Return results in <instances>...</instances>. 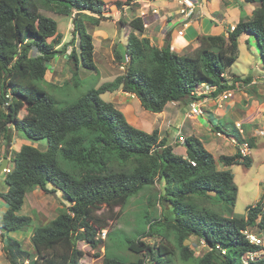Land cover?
<instances>
[{
    "label": "trees",
    "instance_id": "obj_1",
    "mask_svg": "<svg viewBox=\"0 0 264 264\" xmlns=\"http://www.w3.org/2000/svg\"><path fill=\"white\" fill-rule=\"evenodd\" d=\"M138 1L157 0H119L116 5L122 11ZM244 1L249 5L246 16L226 30V35L197 36L198 47L190 55H179L169 40L161 48L152 45L144 36L142 17L126 23L120 20L130 30L125 54L117 48L113 52L123 74L57 107L58 101L42 87L47 83L48 64L66 55L73 86L80 68L96 70L94 42L87 26L109 19L104 3L0 0V162L7 157L2 150L11 144L12 132L47 143L45 151L28 145L11 150L9 172L2 173L7 191L0 194L6 207L0 231L10 234L30 226L31 219L18 213L26 195L35 189L45 194L59 191L68 202L55 219L33 231L31 252L8 239L4 248L9 264H81L84 252L79 243L92 250L103 248L101 264H170L169 258L176 255L182 264H243L245 254L264 249L249 244L242 234L248 228L264 236V187L260 201L244 217L232 216L237 195L234 176L229 170H217L214 157L199 140L185 138L186 156H178L168 137L160 138L158 130L147 133L131 126L121 111L101 99L103 94L120 91L136 98L143 110L160 114L168 104L189 106L249 87L251 75L226 77L236 61L239 42L247 36L255 37L264 67V0ZM239 7L243 9L242 4ZM40 10L72 20L69 44L63 43L57 23ZM202 85L215 91L195 96ZM215 130L225 133L219 125ZM249 149H254L252 142ZM218 163L249 169L252 161L236 150L232 156H220ZM156 185L160 190L150 196L144 220L134 233L123 232L129 237L124 250L135 259L119 256L114 232L106 233L109 245L103 244L99 234L118 218L112 214L115 208L125 207ZM206 200L224 203L227 216L201 206ZM165 202L170 206L165 207ZM156 206L160 210L155 216ZM0 236L3 240V233ZM191 237L206 246L201 257H194L185 244ZM146 238H157L159 243L150 245L142 240ZM248 264H264V254Z\"/></svg>",
    "mask_w": 264,
    "mask_h": 264
},
{
    "label": "rangeland",
    "instance_id": "obj_2",
    "mask_svg": "<svg viewBox=\"0 0 264 264\" xmlns=\"http://www.w3.org/2000/svg\"><path fill=\"white\" fill-rule=\"evenodd\" d=\"M104 3V15L109 18L107 21H101L98 26H87V32L92 36L94 42V63L96 66L95 71L80 68L79 75L75 78L72 85L70 65L65 57L55 58L48 64V69L45 74V80L47 83H43L42 87L48 95L55 97L58 101L57 107L64 106L66 103L75 101L80 95L84 94L90 89H95L103 83L112 81L116 76L123 74V69L114 60V49H119L120 53L125 54L126 40L129 34V28L127 25H120V20L129 22L134 17L139 16L140 13L145 15L149 10V5L144 3L140 4L138 8H123L121 11L118 9L116 2L119 0H101ZM157 9L158 7H165V12H169L168 16L162 19V22L169 23L170 20L174 23L173 39L170 35L164 37L165 42L169 40L171 44H177L179 41L192 42L193 38L197 35H219L226 32L231 24L237 23L238 20L248 13L245 8L248 7V3L244 0H158L152 3ZM190 6L187 10L190 14L189 26L184 29V20H188L186 17L180 15V9ZM239 4H242L243 9L240 10ZM164 5V6H162ZM197 7V10L195 9ZM254 7V6H253ZM199 8V9H198ZM252 8V7H250ZM177 9V10H176ZM157 10H155L156 12ZM43 16L54 20L58 25V31L63 36V43L69 44L72 41V20L59 15L55 12H49L45 10L39 11ZM149 12V11H148ZM163 15L162 12L155 14ZM154 15L148 14V20L145 18V27L150 23V27L147 30L153 28V34L151 36L155 39L162 37V32L166 29L167 25L163 27H156L154 21ZM171 16V17H169ZM214 19V21H213ZM170 22V23H171ZM188 25V22L185 23ZM178 31H182L183 38L178 37ZM179 38V39H178ZM174 40V41H173ZM245 40L248 42L246 43ZM165 42H160L154 46L162 47ZM77 44V43H76ZM176 52L179 55H190L192 47L184 46L182 48L175 46ZM71 47L68 48L67 54L70 52ZM263 62L260 56L259 48L255 37L247 36L242 38L239 42L238 51L236 53L235 63L227 69L226 77L228 79L234 77L253 76L255 80L254 87H243L238 91L233 92L232 98L225 102L212 101L210 109L214 112V116H208L207 114L198 116L197 119L184 120V114L188 107L184 104H168L165 109V113L161 116H154L157 114H151L143 110L136 98L124 95V93L118 91L115 93H106L101 95V99L105 102H110L114 107L121 111L126 118L127 122L140 130L151 133L154 130L161 132V137H166L169 144H172L177 134L181 132L183 136H191L192 133L185 123L181 130L180 126H173L176 119L177 125H181L184 122H194L196 119L201 127H195L194 133L196 139H198L203 146L205 145L209 151H211L214 157L219 154L221 149H215L214 144L211 142V133L208 131L213 125L218 126L221 122L222 130L225 132L223 139L226 140L223 146L222 155L232 156L238 148L242 146V142L239 139V131L235 130L234 124L237 121L234 114L240 116L238 124L241 126L243 137L247 146L249 142H252L254 149H249L248 157L251 158V167L245 169L242 166H232L225 168L229 170L234 176L233 183L237 190L234 206L231 208V214L234 217H244L246 210L249 207L254 206L260 201V197L264 187V71ZM54 85L55 89L51 87ZM65 84H68L65 88ZM57 89V90H56ZM243 101V102H242ZM220 106V107H219ZM201 111L203 112L204 106L200 104ZM204 114V113H203ZM216 115V116H215ZM176 116V117H175ZM219 118V120H218ZM183 121V122H182ZM219 121V122H218ZM186 125V126H185ZM170 126V127H169ZM185 127V128H184ZM181 130V131H180ZM159 135V136H160ZM22 145L32 146L39 151H45L47 148L46 141L33 142L25 137L22 133L12 132L11 144L6 148H3V152H8L7 158L10 155L11 150L18 151ZM236 146L238 148H236ZM174 154L178 156H185V145H174ZM221 156V155H220ZM219 158V157H218ZM218 166L217 170H220ZM48 190H52V186H48ZM160 186L156 185L153 188L146 189L138 197L130 200V202L123 208H115L112 214H118V218L115 221L108 223L106 231L107 235L114 232L113 242L119 244L120 250L116 249L119 256L127 257L129 260L135 259V256L128 254L124 250L126 244V238H129L124 233H134L136 226L144 219V210L150 202V196L154 192H158ZM7 186L4 183V174H0V193H5ZM44 195V196H43ZM165 207H169L170 204L165 202ZM68 206V202L59 191L55 193L45 194L39 189H35L31 193H28L25 197L24 204L19 211V216H26L31 219V224L27 229L17 231L14 233H5L0 231V235L3 233V240L0 238V243L3 247L6 246L8 239L20 242L22 250L28 252L32 251L29 239L33 231L38 227H43L51 220L55 219L57 212ZM201 206L206 207L209 211L227 216L225 212L224 203H216L215 201L206 200ZM0 220L6 209L5 204L0 200ZM103 206V210H105ZM159 207L156 206L154 214H158ZM124 232V233H123ZM255 232V231H254ZM130 233V234H131ZM258 235V234H257ZM1 237V236H0ZM171 243H173V237H169ZM145 243L150 245H158L157 238L142 239ZM2 241V242H1ZM1 244V245H2ZM103 244L109 245L107 236L103 240ZM189 246L190 250L194 252V257H201L206 253L207 248L204 243L198 239L191 237L185 242ZM78 248L84 252V257L81 264H101L104 249L92 250L88 245L79 243ZM264 248V247H263ZM5 249H0V264H9L6 258ZM264 251V249H262ZM262 250L260 252H262ZM177 253V251H176ZM96 254L99 257H95ZM170 264H182L178 260V256L169 258Z\"/></svg>",
    "mask_w": 264,
    "mask_h": 264
},
{
    "label": "crops",
    "instance_id": "obj_3",
    "mask_svg": "<svg viewBox=\"0 0 264 264\" xmlns=\"http://www.w3.org/2000/svg\"><path fill=\"white\" fill-rule=\"evenodd\" d=\"M120 1H122V0H120ZM158 1V0H157ZM156 2V1H155ZM144 3H146V4H148L149 5V12L147 11V13L145 14V15H143L144 13L142 12V13H140L139 14V16H137V17H142L143 19H147L148 20V17H146L148 14H150L151 15V17H152V15H154L153 17H154V21L156 22V24H155V26L156 27H162V29H164L163 27H165L166 25V29H164V31L162 32V37L160 38V39H157L156 41H155V39L151 36V34H153V28L152 29H150V30H147L149 27H150V23H147L148 25L145 27V33H144V36L146 37V38H148L149 40H150V42H151V44L152 45H158V44H160V42H165V40H164V37H167V36H169L170 35V37H171V40L173 39V34H172V32H171V30H173V27H174V23H172L171 22V20H170V22L169 23H165V25H164V23L162 22V19L163 18H165L166 19V17L169 15L168 13L169 12H165V7H163V9H162V7H158L157 9L153 6V4L152 3H154V2H147V1H138V2H136V5L135 6H132V7H134V8H138L139 7V5L140 4H144ZM162 6H164V5H162ZM132 7H126V9L127 8H132ZM125 8V7H124ZM195 9L197 10V7H195ZM199 9V8H198ZM155 10H157L156 12H155ZM177 10V9H176ZM162 12V14H166V15H163V17L159 14V15H157V16H155V14L156 13H158V12ZM169 17H171V16H169ZM213 21H214V19H213ZM188 22V25H185V23H187ZM182 24H184V26H186V27H184V29L185 28H187L190 24H189V21L188 20H184L183 22H182ZM235 24V23H234ZM234 24H231V26H233ZM179 32V31H178ZM178 34V33H177ZM220 34H224V35H226V32L224 31V33H220ZM219 34V35H220ZM199 35H200V33H199ZM199 35H197V36H199ZM183 36L184 35H182V36H178V37H181V38H183ZM197 36L195 37V38H193V40H192V42H188V41H179V40H177V44H171V47L174 49V50H176V48H174V45L175 46H178V47H180V48H182V47H184V46H191L192 47V49H191V52L194 50V49H196L197 47H198V42L196 41V38H197ZM179 39V38H178ZM174 41V40H173ZM161 45V44H160ZM157 47V46H156ZM158 48H160V47H158ZM178 53V52H177ZM254 85H255V80L253 79V82L251 83V85H250V87H254ZM124 95H126V94H124ZM212 99H211V97H207V98H204V99H202L201 100V102H202V104H203V106H204V110H203V115H205V114H207L208 116H214V112L210 109L212 106H210V105H212V101H211ZM243 102V101H242ZM166 108H167V106H166ZM165 108V109H166ZM165 113V110L162 112V113H160V114H157V115H154V116H161V115H163ZM216 116V115H215ZM234 116H235V118H237V121L235 122V124L236 123H240L239 122V118H240V116H238L237 114H234ZM176 117V116H175ZM197 119V118H196ZM194 120V122H190V121H188V122H184L183 124H181V125H177V122H176V119L174 120V124H173V126H180L181 127V130H182V128H183V125L185 124V123H187L186 125L187 126H189V129L191 130V136L192 137H195V133H194V128L195 127H201L200 125L201 124H199V122L197 121V120ZM218 120H219V118H218ZM187 121V120H186ZM220 121V120H219ZM218 121V122H219ZM183 122V121H182ZM221 122H219L218 124H219V126H221V124H220ZM235 124H234V128H235ZM185 125V126H186ZM215 126L216 125H213V126H210L211 128L208 130L210 133H211V135L212 136H210V139H211V142L214 144V146H215V149H221V151H219V154L217 155V157L215 156L214 157V155H212L213 157H214V159H215V161H216V167H217V169H218V166H220V170H224L225 169V167H223L220 163H218V157H220V155L222 156V153H223V146L225 145V143H226V140H224L223 139V134H220V133H217L218 131H216L215 130ZM170 127V126H169ZM185 128V127H184ZM180 130V131H181ZM235 130L237 131H239V139H240V141L242 142V144H244V143H246L245 142V138L243 137V133H241L242 132V130H241V126L238 128V129H236L235 128ZM159 132V131H158ZM182 132V131H181ZM149 133V132H148ZM161 134V132H159V135ZM220 134V135H219ZM167 136L169 135V134H166ZM166 136V137H167ZM181 136L185 139V138H188V136H183L182 134H181ZM190 137V136H189ZM160 138H162L161 137V135H160ZM196 138V137H195ZM198 140V139H197ZM172 147L174 146V145H179V143H178V139H176V138H174L173 139V141H172V144H170ZM204 148L209 152V153H211V151H209L208 149H207V147L204 145ZM185 151V156H186V150H184ZM212 154V153H211ZM185 156H182V157H185ZM37 190V189H36ZM1 194V193H0ZM44 196V195H43ZM1 200V199H0ZM2 201V200H1ZM0 209H3V207H0ZM32 236V235H31ZM1 239H2V237H0ZM2 242V241H1ZM2 243H0V249H4V247H3V244L1 245ZM0 255H1V253H0Z\"/></svg>",
    "mask_w": 264,
    "mask_h": 264
},
{
    "label": "built area",
    "instance_id": "obj_4",
    "mask_svg": "<svg viewBox=\"0 0 264 264\" xmlns=\"http://www.w3.org/2000/svg\"><path fill=\"white\" fill-rule=\"evenodd\" d=\"M187 9L188 8L180 9V14L185 16V17H188L189 14L187 12ZM182 35H183L182 31H179L178 36H182ZM214 91H215L214 87L201 86L200 88H197L195 90L194 95L197 97H200L202 95L212 94ZM232 95H233L232 91L224 92L223 94L219 95L216 98V101H218V102L220 101L223 103V102L227 101L228 99L232 98ZM201 103H202L201 101H197V102L190 104L188 106V110L184 114V120H189V119H192V117L197 118L198 116H201L203 114V112L201 111V108H200ZM239 127H240V124L236 123L235 128L238 129ZM177 136H178L179 145H184V138L181 136L180 132L177 134ZM236 148H238V147L236 146ZM238 152L243 157L247 156L249 153V146H247V143L242 144V146L240 148H238ZM191 164L194 165L193 163H191ZM5 172L8 173L9 170L7 169V170H5ZM242 234L244 235L245 239L248 241L249 244L254 245V246H259L262 248L264 247V236L263 235H257L256 233L252 232L248 228L245 229L242 232ZM105 237H106V231L103 230L99 234V238L101 240H104ZM263 254H264L263 250H262V252L258 251V252H254V253H247L242 257V262H243V264H248L249 262L255 261L257 258H259Z\"/></svg>",
    "mask_w": 264,
    "mask_h": 264
},
{
    "label": "water",
    "instance_id": "obj_5",
    "mask_svg": "<svg viewBox=\"0 0 264 264\" xmlns=\"http://www.w3.org/2000/svg\"><path fill=\"white\" fill-rule=\"evenodd\" d=\"M8 152H6V156H7ZM9 164V159L7 157L3 158V160L0 162V174L7 168ZM217 253H219L218 251H216Z\"/></svg>",
    "mask_w": 264,
    "mask_h": 264
},
{
    "label": "clouds",
    "instance_id": "obj_6",
    "mask_svg": "<svg viewBox=\"0 0 264 264\" xmlns=\"http://www.w3.org/2000/svg\"><path fill=\"white\" fill-rule=\"evenodd\" d=\"M185 6H186V4H185ZM184 8H188V9H190L191 7H190V6H186V7H184ZM188 9H187V10H188ZM188 14H189V13H188ZM180 15H181V14H180ZM182 16H183V15H182ZM184 17H185V16H184ZM186 18H187V19L190 18V14H189V16L186 17ZM188 21H189V19H188ZM229 28H233V26H230ZM229 28H228V29H229ZM121 68H122V67H121ZM202 86H204V85H202ZM207 87H208V86H207ZM199 88H200V87H199ZM126 95H128V94H126ZM129 96H130V95H129ZM202 96H204V95H202ZM232 96H233V95H232ZM130 97H132V96H130ZM133 98H134V97H133ZM215 100H216V99H215ZM200 101H201V100H200ZM212 101H214V100L212 99ZM187 107H188V106H187ZM187 110H188V109H187ZM202 115H203V114H202ZM202 115H201V116H202ZM180 133H181V132H180ZM184 145H185V144H184ZM8 159H9V158H8ZM7 168H8V166H7ZM7 168H6L5 170H7ZM5 170H4L2 173H6ZM261 248H262V247H261ZM260 251H261V250H260Z\"/></svg>",
    "mask_w": 264,
    "mask_h": 264
}]
</instances>
